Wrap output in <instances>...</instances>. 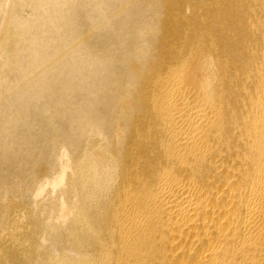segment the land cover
Segmentation results:
<instances>
[{
	"label": "bare ground",
	"instance_id": "6f19581e",
	"mask_svg": "<svg viewBox=\"0 0 264 264\" xmlns=\"http://www.w3.org/2000/svg\"><path fill=\"white\" fill-rule=\"evenodd\" d=\"M25 7L38 25L20 49ZM0 14V70L18 83L0 90V264H264V0H0ZM69 48L87 84L66 102L34 83ZM42 180L59 194L23 226L14 198Z\"/></svg>",
	"mask_w": 264,
	"mask_h": 264
},
{
	"label": "rangeland",
	"instance_id": "374dc122",
	"mask_svg": "<svg viewBox=\"0 0 264 264\" xmlns=\"http://www.w3.org/2000/svg\"><path fill=\"white\" fill-rule=\"evenodd\" d=\"M10 0H8V3H9ZM49 0H45V2L48 3ZM8 6V4H7ZM50 11V7L49 5L45 6V8L43 9V16L44 17H47L48 13ZM100 11H97L96 13H93L91 14V19L89 20V23L91 24V26H93L94 24L96 23H99L100 24V21H101V14H99ZM35 11L32 7H25V8H16L15 9V14L17 16V20L19 22V40H18V45L20 46V49H21V46L23 47L22 44L24 45H27L28 43V40H30L32 38L33 35L35 34H28L27 36H24L22 37L23 35V30L28 26V27H33V26H37L38 25V18L35 16ZM1 16V14H0ZM47 31H49L48 28H46ZM22 32V33H21ZM76 34L73 35V37H70V39L72 40L73 38L75 37H78V36H75ZM68 55H67V62H63V63H54V68L52 69V71H50L49 73H47L45 75V78H44V82H40L36 81V83L34 84H44L45 85V92H47V95L50 96L52 93L54 94H57L58 96H61V98L63 97V99L67 102L69 99L72 100L73 98V95L76 97H74L75 99H81V88L82 87V84H87L85 83V81L87 80L86 79V75L85 73L82 72V68L84 67V61H82V57H81V49L79 50H71V48L68 49ZM69 61V63H68ZM71 63V64H70ZM62 64V65H61ZM67 64V65H66ZM90 64V65H89ZM69 65L72 66L70 67L69 69ZM81 65H82V68H81ZM64 67V68H63ZM66 67V68H65ZM81 69H80V68ZM92 67V68H91ZM57 68V69H56ZM77 68V69H76ZM64 69V70H63ZM94 69V66L92 65V63H87V66H86V70H93ZM58 70V71H57ZM60 70V72H59ZM69 70V71H68ZM73 70V71H72ZM76 70V71H75ZM80 72H79V71ZM75 72V74H73L72 72ZM77 71H78V74H77ZM68 72V73H67ZM53 73L55 74L53 76ZM70 73V74H69ZM82 73V74H81ZM61 74V75H59ZM67 74V76H66ZM80 74V75H79ZM60 78H58V76ZM73 75V76H72ZM77 75V76H76ZM80 77H79V76ZM84 75V76H83ZM53 76V77H52ZM68 77V78H67ZM74 77V79H73ZM58 78V79H57ZM64 78V79H63ZM71 78V79H70ZM77 78V80H76ZM79 78V79H78ZM82 80H81V79ZM16 79H17V76L15 73H12V72H4L2 70H0V90L4 92V94L6 93L7 91V87L10 85V84H18L16 82ZM60 79V80H59ZM61 79L63 81H61ZM73 79V80H72ZM57 80V81H56ZM65 80L66 81H69L66 82L70 85H68V88H61L63 86L60 85L61 84H64L65 83ZM72 80V81H71ZM81 80V81H79ZM59 81V84H57ZM75 81V82H74ZM77 81H79L80 83L77 85L76 83H78ZM53 82H56V86L55 84H53ZM72 82V83H71ZM24 84H31L30 81H27V82H24ZM51 85L54 87V91L52 92L51 90L48 89V85ZM53 84V85H52ZM76 85V86H75ZM79 85H81L79 87ZM58 86V88H57ZM73 89H72V87ZM60 87V88H59ZM70 87V88H69ZM76 87V88H75ZM57 88V89H56ZM77 88L78 91H77ZM59 89V92H57ZM61 89V90H60ZM64 89V90H63ZM67 89V90H66ZM70 90V91H69ZM76 90V91H75ZM64 91V92H62ZM69 91V92H67ZM80 91V92H79ZM57 92V93H56ZM70 92H74L73 94L70 93ZM76 92V93H75ZM22 92L19 90L18 91V94L20 95ZM67 93H69L67 95ZM80 93V94H79ZM50 94V95H49ZM65 94V95H64ZM63 95V96H62ZM72 95V96H71ZM78 95V96H77ZM80 95V97H79ZM71 96V97H70ZM49 98V97H48ZM45 98V101L44 102H49L50 101V98ZM73 98V99H74ZM47 99V101H46ZM5 102H7V100H3V99H0V111L4 108V104ZM71 102V101H70ZM41 104V103H40ZM20 128V129H19ZM16 128V129H19L20 132L22 130H24V128ZM22 129V130H21ZM18 130V131H19ZM62 150V149H61ZM61 150H57L58 152V155L62 152ZM45 187V188H44ZM46 190V191H45ZM55 191V192H54ZM24 194V195H23ZM59 194V188H54L52 187L51 185L47 184L44 180L40 181L34 188H31L28 192L27 191H24L22 192L21 194H18L15 196L14 200H17L15 201L16 203L20 204L21 207L19 208V210H21L19 213H18V219L20 221V223L25 226L27 225V213L28 215L29 214H32V213H35L36 210L38 209V205L40 204L41 200H44L46 199L45 197H47V199H52L54 197H57ZM52 197V198H51ZM24 207V208H23ZM25 214H24V213ZM21 214H23V216H20ZM17 216V215H16ZM10 218V220H9ZM11 216L10 214L7 215L6 219L4 220V224L0 227V235H3V232L6 233V232H9L10 228L11 227ZM24 219L26 221V223L24 222ZM22 221V222H21ZM6 231H5V230Z\"/></svg>",
	"mask_w": 264,
	"mask_h": 264
}]
</instances>
